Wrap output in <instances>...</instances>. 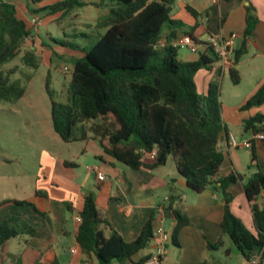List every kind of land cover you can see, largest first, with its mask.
<instances>
[{
    "label": "trees",
    "instance_id": "obj_1",
    "mask_svg": "<svg viewBox=\"0 0 264 264\" xmlns=\"http://www.w3.org/2000/svg\"><path fill=\"white\" fill-rule=\"evenodd\" d=\"M42 1L29 0L32 4ZM174 4L175 0H100L99 3L59 0L32 11L59 14L56 23L60 25L67 21L72 23L77 11L87 6L107 9L91 32L77 34L73 31L66 35L73 42L53 40L81 55L67 58L71 63V77L64 102L52 99L49 71L46 76L52 129L65 143L85 140L86 133L91 134L104 154L134 172L155 171L171 159L176 173L185 180L190 191L201 194L210 190L222 200L224 215L220 238L215 243H207L208 252L224 247V238H227L245 262L261 254L260 264H264V204L260 203L264 173L257 171L245 182L244 176L236 172L217 177L224 162L219 141L227 135L221 117L219 84L211 82L207 91L200 94L194 80L200 70L210 69L217 59L213 54H200L195 62L179 60L178 49L172 46L174 33L160 42L166 27L181 25L172 18ZM185 9L196 21L190 28L193 31L198 15L188 6ZM249 12L248 8L245 36L251 34L256 23ZM30 31L31 27L18 16L15 6L0 0V103H16L26 92L19 81L10 79L16 68L5 70L3 67L24 49ZM77 39H82V44H77ZM49 50L50 64L54 56L64 58ZM242 52L234 53L228 70L233 85L240 81L236 65ZM21 63L32 70L38 69L36 50L24 49ZM262 103L264 85L247 100L244 108ZM244 131L264 136V117L245 121ZM235 183L242 184L250 206L252 230L230 210L232 196L227 190ZM175 200L176 197H170L160 207L170 210L175 219L165 247L169 244L179 248V233L188 224V218L174 207ZM8 203L27 206L46 217L33 203L25 201H0V208ZM65 207L69 213L74 212L69 203ZM79 216L81 221L76 226L75 240L81 252L85 256L93 255L97 264L132 263V258L153 242L159 227L157 213L152 211L138 238L133 242L124 241L98 210L94 191L85 195ZM21 235L33 237L35 230L14 216L0 223V251L9 240ZM151 257L147 255L133 264H145ZM50 264L60 263L53 260Z\"/></svg>",
    "mask_w": 264,
    "mask_h": 264
},
{
    "label": "crops",
    "instance_id": "obj_2",
    "mask_svg": "<svg viewBox=\"0 0 264 264\" xmlns=\"http://www.w3.org/2000/svg\"><path fill=\"white\" fill-rule=\"evenodd\" d=\"M2 1L14 5L18 16L31 27V34L23 46L25 49L34 48L36 52L41 46H44L45 52L50 51L49 48L55 52V49L51 47L54 39L73 42L66 35L74 33L73 31L77 34L91 32L101 16L107 13L105 8L87 6L77 11V16L72 23L67 21L65 25H58L56 20L59 14L48 15L47 11L38 13L32 11H37L59 0H44L36 4H32L29 0ZM86 1L100 2V0ZM185 6L190 7L198 15L197 26L193 31L190 28L196 21L186 11ZM248 8L249 14L256 19V23L251 34L245 36ZM171 15L181 25L166 27L160 35V42H165L171 33L176 34L172 42L189 33L200 42L206 41L209 36L217 39L235 36L233 53L243 50L236 65L240 77L239 83L233 85L228 71H222L217 61L210 69L200 70L194 80L200 94L207 91L211 82L219 84L221 117L227 135H223L219 141L224 162L217 177H226L236 172L244 176L245 182L257 171L264 173V139H253L250 132L244 131L245 121L256 116L264 117V103L250 109L244 108L247 100L264 85V0H217L215 4L212 0H175ZM34 16H43V22L36 30L31 21ZM204 18H207L206 22ZM60 31L63 37L51 35ZM44 34H47L45 39ZM60 48L67 56L79 53L61 46ZM182 51L181 56L177 51L179 60L183 62L198 60L197 55L191 54L186 49ZM202 54L209 56L208 52H202ZM21 99H25V94ZM85 137V146L81 155L87 152L92 153L94 162L82 161V164L78 165L75 161L61 160L60 157L45 153L42 164L46 169L43 174L35 176V186L33 184L34 187L26 192L27 197L14 195L0 197V201L15 200L33 203L46 216L43 218L27 206H17L12 203L0 208V223L14 216L35 230L33 237L21 235L9 240L0 251V264H50L53 260H57L60 264H97L93 255L85 256L81 252L75 240L78 223L74 221V217L79 215L83 208L84 197L91 191L96 194V205L100 213L105 215L111 227L126 242H133L138 238L152 211L157 213L159 225L172 232L175 219L171 211L163 209L160 204L165 203L170 197H176L174 207L188 218V224L179 233L180 247H175L178 258L172 264L201 262L221 264L217 262L215 253L207 250V243H215L221 234L224 208L219 195L210 190H205L201 194L193 193L178 174V176L174 174L169 179L171 187H168L165 177L155 174L160 168L155 171L134 172L104 154L96 141L92 139L91 134L86 133ZM231 138L236 146L230 145ZM245 143H249L250 147H245ZM97 158L99 161L96 163ZM98 174L104 176L103 181L97 180ZM227 191L232 196L230 203L232 214L248 230H252V213L242 184H231ZM36 192H39V195L36 196ZM66 203L74 209L73 213L67 211ZM260 203L264 204L263 199ZM226 240L227 238H224L223 249L228 248ZM166 243L169 241L160 245L154 239L148 248L132 258V263L124 264H133L147 255L153 257L159 252L162 253L159 264H165L169 261L170 254H175L169 249V244L165 247ZM244 262L241 256L238 264Z\"/></svg>",
    "mask_w": 264,
    "mask_h": 264
},
{
    "label": "rangeland",
    "instance_id": "obj_3",
    "mask_svg": "<svg viewBox=\"0 0 264 264\" xmlns=\"http://www.w3.org/2000/svg\"><path fill=\"white\" fill-rule=\"evenodd\" d=\"M39 19V26H41L43 16H39ZM62 25H65V22ZM51 35L63 37L61 31L51 33ZM45 37L47 34L43 35L44 39ZM75 41L82 44L81 39ZM51 47L55 49L57 55H63L64 58L58 59L54 56L52 63L49 64V51L45 52L44 46H41L36 52L40 61L39 67L32 70L21 63V56L25 49L23 47L24 49L21 50L20 54L11 63L3 67L5 70L16 68L10 79L19 81L25 87L26 92L25 99L16 103H0V197L6 195L27 197L26 192L35 186V176L40 173L43 174L44 169H46L42 164L45 153L60 157L61 160L75 161L78 165H81L82 161L88 163L95 161L90 152L81 155L85 146L84 140L65 143L52 129L50 99L45 91L46 76L49 71L48 86L52 99L56 102H64L71 77V63L67 59L68 56L62 53L63 50L60 46L52 42ZM177 51L178 55L181 56L182 49ZM79 53H73V55L80 56L81 52ZM98 161L97 158L96 163ZM83 165L86 166V164ZM155 174L165 177L168 187H171L169 179L174 174L177 175L173 161L169 159L166 166L160 168ZM163 230L167 238L170 239V230L164 226ZM226 244L228 245L227 249H223L224 246L217 252H213L217 262L238 264L241 261L240 253L232 247L228 239ZM169 249L173 250L175 254L171 253L169 261L165 264H172L178 258L177 249L171 245H169Z\"/></svg>",
    "mask_w": 264,
    "mask_h": 264
},
{
    "label": "built area",
    "instance_id": "obj_4",
    "mask_svg": "<svg viewBox=\"0 0 264 264\" xmlns=\"http://www.w3.org/2000/svg\"><path fill=\"white\" fill-rule=\"evenodd\" d=\"M217 0H212V3L215 4ZM33 28L36 30L40 24L39 16H34L32 19ZM204 21H207V18H204ZM235 36L231 35L229 37L223 39H217L212 36H209L206 41L200 42L197 41L193 36L184 35L181 38L172 42V46L176 49H186L191 54L199 56L202 52H208L209 54H213L217 62L220 64V69L222 71H228L232 66V60L234 57L233 53V45H234ZM67 70L66 68H64ZM253 139H264L263 135H252ZM230 145L236 146L233 138L230 139ZM245 147H250L249 143L244 144ZM98 181H103L104 176L101 174L97 175ZM261 198L264 201V193L261 194ZM74 221L79 223L81 218L79 215L74 217ZM155 239L157 244L163 245L169 239L167 238L163 228L161 225L156 229ZM162 257V253L159 252L157 255L151 257L145 264H159ZM261 254H256L249 261L244 262L243 264H260Z\"/></svg>",
    "mask_w": 264,
    "mask_h": 264
}]
</instances>
